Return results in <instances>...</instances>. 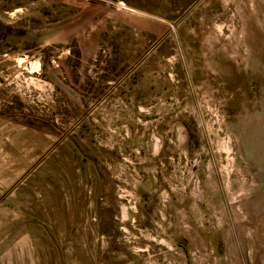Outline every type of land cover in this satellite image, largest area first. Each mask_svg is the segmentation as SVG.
<instances>
[{"label":"rangeland","instance_id":"1","mask_svg":"<svg viewBox=\"0 0 264 264\" xmlns=\"http://www.w3.org/2000/svg\"><path fill=\"white\" fill-rule=\"evenodd\" d=\"M30 259L264 264V0H0V264Z\"/></svg>","mask_w":264,"mask_h":264},{"label":"crops","instance_id":"2","mask_svg":"<svg viewBox=\"0 0 264 264\" xmlns=\"http://www.w3.org/2000/svg\"><path fill=\"white\" fill-rule=\"evenodd\" d=\"M28 263L31 264L32 263V260L31 259H30V261L28 260ZM33 264H35V262Z\"/></svg>","mask_w":264,"mask_h":264},{"label":"bare ground","instance_id":"3","mask_svg":"<svg viewBox=\"0 0 264 264\" xmlns=\"http://www.w3.org/2000/svg\"><path fill=\"white\" fill-rule=\"evenodd\" d=\"M22 62V60H20V63ZM32 66V65H31ZM23 68V67H22Z\"/></svg>","mask_w":264,"mask_h":264}]
</instances>
